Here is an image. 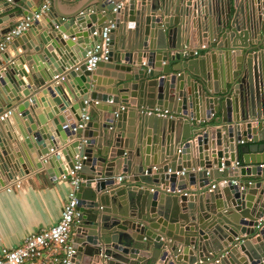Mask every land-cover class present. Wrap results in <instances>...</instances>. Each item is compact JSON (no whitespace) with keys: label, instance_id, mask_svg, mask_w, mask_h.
<instances>
[{"label":"water","instance_id":"obj_1","mask_svg":"<svg viewBox=\"0 0 264 264\" xmlns=\"http://www.w3.org/2000/svg\"><path fill=\"white\" fill-rule=\"evenodd\" d=\"M62 1L0 59V188L80 164L71 264H264V0ZM109 25L108 60L88 71ZM87 104L84 128L64 129Z\"/></svg>","mask_w":264,"mask_h":264},{"label":"crops","instance_id":"obj_2","mask_svg":"<svg viewBox=\"0 0 264 264\" xmlns=\"http://www.w3.org/2000/svg\"><path fill=\"white\" fill-rule=\"evenodd\" d=\"M49 1V7L57 10L62 15L68 14L71 11H69L70 7L74 4H68L62 0ZM76 1L78 0H75V2ZM84 1L86 0H79V3ZM90 1L93 2L96 0ZM30 2L32 4V0H30ZM42 3L43 0H40L38 10L40 9ZM10 7L12 9L9 11H0V18L3 20L2 24L0 25V32L13 27L17 22L23 20L21 6L13 5ZM32 8L34 7L29 8V13L32 11ZM27 31H29V29ZM2 38L3 36L0 37V42L2 41ZM11 42L6 46V49H10L9 53H13L15 55L14 51L12 50L13 47H9L11 46ZM6 49L2 54H0V59L6 52ZM198 52L200 56L205 53V51ZM176 63L177 62L174 61L169 62V65L175 66ZM48 107L50 108L49 105ZM89 109L90 108L87 104L86 110L83 111L82 116H87L89 118ZM71 122H74L73 116L68 113L67 125ZM216 124L217 123L215 121L202 122L196 125L193 123L191 130H196L197 128H203L207 126L215 127ZM1 129L3 133H7L6 131H8V133L14 137V132L10 125L6 124L5 126H1ZM7 144H9L10 148H12V142L8 141ZM247 145H249V143H240L241 147ZM253 157L259 158L261 155L257 154ZM232 166L237 169L243 167H235V164ZM35 172L37 171L31 172L30 175L19 177L11 183L5 185V187L0 188V249L17 248L22 245L24 238L34 233H38L42 229L55 225L60 219L62 206L66 200L67 193L70 190L68 181L63 177L52 181L49 175L43 173L36 174ZM118 176L124 175L120 173ZM244 179L246 181L255 180L252 176L245 177ZM186 184H188V181H186ZM211 184H214V182ZM188 188L187 192H190V189ZM220 196L223 200L224 194H220ZM74 229L75 225L72 227L71 244L73 242ZM44 256L46 257H43L41 260H39V262H36V264H49L47 253Z\"/></svg>","mask_w":264,"mask_h":264},{"label":"built area","instance_id":"obj_3","mask_svg":"<svg viewBox=\"0 0 264 264\" xmlns=\"http://www.w3.org/2000/svg\"><path fill=\"white\" fill-rule=\"evenodd\" d=\"M49 5V0H43L40 9L34 13L31 18H25L11 27L0 42V54L5 51L6 46L13 39L24 34L31 27V23L34 20H37L41 14L47 12ZM121 6L122 4H119L117 8H120ZM112 28V25L105 27L101 33V42L94 45L87 52L85 65L88 71L95 70L99 62H106L108 60V35ZM181 54L184 57L188 55V53L185 51ZM198 56L199 52L194 51L193 57ZM145 114H153L159 118L172 116L166 111L161 112L159 110L149 109L145 111ZM3 118L4 117H0V120H3ZM88 120L89 118L87 116H82L81 120L76 122L73 127L65 125L63 128H69L71 132H76L78 129L84 128ZM235 167H239V164H235ZM261 167H264V165ZM232 168L234 167L232 166ZM79 170L80 164L76 163L73 169L68 172L67 177H63L68 181L70 190L68 191L66 200L62 206L59 221L49 228L42 229L38 233L27 236L24 238L22 245L17 248H1L0 264H36V262H39V260H41L43 257H46L44 256L46 253L49 258V264H71L70 260L75 254L71 244V236L74 221L78 216L76 211L78 203L76 194L81 182L79 178ZM124 178L125 176H118L116 178V184H121ZM221 183L225 184L226 182L223 181ZM214 187L215 186L212 185L209 191H211ZM158 190L160 193L165 195L182 194V192L179 190H171L161 186L158 188ZM150 192H153V190H150Z\"/></svg>","mask_w":264,"mask_h":264}]
</instances>
